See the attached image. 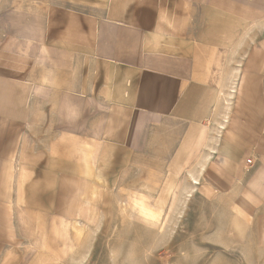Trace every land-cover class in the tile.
<instances>
[{"label": "crops", "instance_id": "1", "mask_svg": "<svg viewBox=\"0 0 264 264\" xmlns=\"http://www.w3.org/2000/svg\"><path fill=\"white\" fill-rule=\"evenodd\" d=\"M188 171L264 253V0H0V264Z\"/></svg>", "mask_w": 264, "mask_h": 264}, {"label": "rangeland", "instance_id": "2", "mask_svg": "<svg viewBox=\"0 0 264 264\" xmlns=\"http://www.w3.org/2000/svg\"><path fill=\"white\" fill-rule=\"evenodd\" d=\"M176 178L158 189L113 188L96 224L58 225L42 238L46 249L59 264H264L258 247L224 237L217 196L200 193L191 171Z\"/></svg>", "mask_w": 264, "mask_h": 264}, {"label": "built area", "instance_id": "3", "mask_svg": "<svg viewBox=\"0 0 264 264\" xmlns=\"http://www.w3.org/2000/svg\"><path fill=\"white\" fill-rule=\"evenodd\" d=\"M248 162H251V160H248Z\"/></svg>", "mask_w": 264, "mask_h": 264}]
</instances>
